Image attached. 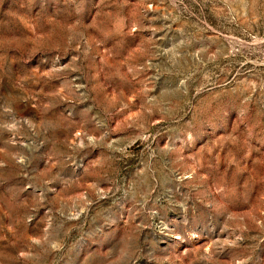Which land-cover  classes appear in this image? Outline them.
<instances>
[{
	"label": "rangeland",
	"instance_id": "1",
	"mask_svg": "<svg viewBox=\"0 0 264 264\" xmlns=\"http://www.w3.org/2000/svg\"><path fill=\"white\" fill-rule=\"evenodd\" d=\"M0 264H264V0H0Z\"/></svg>",
	"mask_w": 264,
	"mask_h": 264
}]
</instances>
